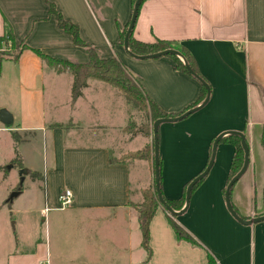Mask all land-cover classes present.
I'll list each match as a JSON object with an SVG mask.
<instances>
[{
	"label": "crops",
	"instance_id": "crops-1",
	"mask_svg": "<svg viewBox=\"0 0 264 264\" xmlns=\"http://www.w3.org/2000/svg\"><path fill=\"white\" fill-rule=\"evenodd\" d=\"M47 2L78 26L80 38L92 43L99 58H117L144 93L162 111L173 115L169 118L198 106L205 96L199 101L201 84L176 70L170 57L136 60L124 52L120 31L128 26L131 0H0V38L5 22L12 32V42L0 41V109L13 118L7 132L24 136L14 143L21 164L17 168L26 169L33 183L39 180L43 184V206L37 203L44 217L41 223L46 231L54 228L57 237L70 231L71 223H78L80 232L89 231L90 235V245L82 248L83 252L92 251L91 242L97 240L98 248L110 244L114 254L127 259L134 219L138 224L132 204H139L141 191L154 185L153 172L146 160L112 161L150 146L152 137L128 133L125 128L130 115L105 125L87 121L83 104L93 100L91 106L96 108L104 90L111 94L95 85L100 82L96 80L87 82L75 102L68 99L65 125L48 123L44 87L52 88L53 78L67 71L48 68L33 50L73 63H85L88 57L85 49L78 50L71 37L57 27L55 17L48 14ZM110 15L114 22H110ZM99 19L111 26L104 30ZM132 37L141 42L167 40L184 47L210 89L202 108L180 121L162 123L158 129L163 199H180L185 186L206 168L218 135L240 132L249 149V163L231 189L230 202L242 219L263 215L264 0H146L139 7ZM18 49L15 61L4 55ZM91 92L97 99L89 97ZM105 112L115 115L108 108ZM36 137L51 144L50 156L41 164L31 161L29 149L24 148ZM225 137L217 144L208 173L193 187L187 209L171 217L158 207L149 223L151 256L138 263L208 264L209 255L215 264H264V221L240 224L225 207L224 190L234 154L233 144ZM95 140L103 144L91 145ZM64 189L71 192L72 204L58 210L57 196ZM44 208L49 209L42 214ZM65 211L70 214L63 215ZM167 216L195 241L194 245L176 239ZM105 232L108 234L102 236ZM102 251L105 253V248ZM49 261V244L41 240L28 252L6 254L0 249V264Z\"/></svg>",
	"mask_w": 264,
	"mask_h": 264
},
{
	"label": "rangeland",
	"instance_id": "rangeland-1",
	"mask_svg": "<svg viewBox=\"0 0 264 264\" xmlns=\"http://www.w3.org/2000/svg\"><path fill=\"white\" fill-rule=\"evenodd\" d=\"M112 15H110V22H114ZM100 26L106 29L103 21L99 19ZM109 24V23H108ZM114 25V23H112ZM115 26V25H114ZM112 26V27H114ZM90 36H94L93 33ZM96 52L95 47L91 42H88ZM95 45L98 44L94 40ZM78 50L84 48L78 47ZM124 50V49H123ZM85 52V51H84ZM83 63V62H79ZM47 66V65H46ZM49 68V66H47ZM73 77L68 72H60L53 78L49 86L44 87L45 91V112L48 123L51 125L54 122L63 123L65 125L68 115L67 102L71 97V84ZM49 83V82H48ZM46 85V84H45ZM95 85H99L106 90H109L111 94H107L104 90L103 98L100 97L98 106H91V102L83 104V115L87 121L94 120L95 122L105 125L109 121H120L121 117H128L130 115L129 122L135 125V128L141 126H147L149 128V136L151 139L152 133V121L149 117H145L143 112H138L128 104L123 97L114 88L101 83L96 82ZM10 97V95H9ZM14 95L12 94V100ZM89 97L94 98L97 96L91 92ZM3 101H6V95L2 97ZM15 100L12 101L14 103ZM1 103V102H0ZM88 106V107H87ZM98 108V110H97ZM107 108L115 113L114 116L107 115ZM80 109L77 110L79 112ZM123 115V116H122ZM62 125V124H61ZM18 138L24 137L23 134L13 133ZM16 137V138H17ZM14 138L7 132V130L0 131V249L6 254L13 251H32L37 240H41L43 243L48 242L50 250V261L44 264H140L139 260L146 258L145 251L140 245V231L137 228L136 219H134V232L131 234V243L128 245L127 259L125 255H119L113 253V246L108 244H102L100 248L97 246V240L92 243V251L87 253L81 249L86 248L89 243L90 235L89 231L80 232L78 223H71L72 228L70 231L62 232L57 237L56 230L50 229V232L45 229L44 224L41 221L44 219L38 212V202H43V184L39 181L32 182L29 175H24L21 181L19 170L16 165L11 163V160L15 158L14 152ZM152 143V142H151ZM91 145H102V142L90 141ZM50 143L49 141H42L40 137L32 139L28 144L24 145V148L29 149L31 161L35 164H41L45 157L50 156ZM153 146L150 145L148 157L153 172ZM46 154V155H45ZM11 159V160H10ZM10 166V167H9ZM41 166V165H40ZM154 187V185H153ZM17 194L14 197H10L13 192ZM58 204V203H57ZM43 206V203H42ZM41 206V207H42ZM67 209V208H66ZM65 210V209H64ZM64 212L63 215L70 213ZM83 228V227H82ZM105 232L102 236L107 235ZM47 238V240H46ZM58 241V243H57ZM62 243L66 247H62ZM90 245V244H88ZM59 249H58V248ZM105 248L106 252L103 253ZM112 249V250H110ZM81 250V251H79ZM63 251V253H60ZM131 252V253H130Z\"/></svg>",
	"mask_w": 264,
	"mask_h": 264
},
{
	"label": "trees",
	"instance_id": "trees-1",
	"mask_svg": "<svg viewBox=\"0 0 264 264\" xmlns=\"http://www.w3.org/2000/svg\"><path fill=\"white\" fill-rule=\"evenodd\" d=\"M135 0H131L133 6ZM146 0H142L143 3ZM48 14L55 17L57 27L61 29L64 33L68 34L75 46L84 48L88 57L85 63H73L66 60H61L58 58L50 57L48 55L42 54L38 50H33L45 65L57 70V71H67L73 77L71 84V103L82 95V90L87 86L89 80H96L105 83L114 89H116L119 94L124 98V100L132 106L133 109L138 112H143L145 117H149L150 121L154 122L160 118L172 117V114H167L162 111L143 91L141 85L133 78V76L126 70V68L121 64V62L113 57L108 59H101L98 57L94 49L90 44L83 41L79 36V28L76 24L64 19L62 15L55 9L51 2H47ZM127 26L120 31V41L123 42L124 34L126 32ZM1 42L7 43L12 42V32L8 23H4V34L0 38ZM129 50L135 55H147L155 52H159L165 49H175L179 51L184 59L187 61L191 70L199 75L196 63L193 57L190 55L187 49L182 46L176 45L175 42L167 40L155 39L154 42H141L135 40L132 35L129 37L128 41ZM24 49V46L22 47ZM21 49L16 51L6 52L4 54L6 57L15 61L20 53ZM174 64L175 69L181 71L187 75L188 72L184 68L182 62L175 56L169 55ZM206 95L204 87L201 85V93L199 101H201ZM60 127V126H58ZM135 125L129 124L125 128L128 133L136 134L141 133L143 136H149V128L141 126L139 129L134 130ZM15 143L21 141L20 138L12 135ZM17 137V138H16ZM225 140L233 144L234 154L230 164V172L228 181L240 170L243 163V150L240 145V138L234 135H229L225 137ZM261 146L264 149V127L261 134ZM150 146L145 145L141 150L133 153H129L119 159L113 160L112 162L117 164L125 160H146L148 163ZM16 153V152H15ZM13 165L21 167L18 156L11 161ZM160 169V160H159ZM32 176H37L35 173ZM227 181V183H228ZM186 188V186H185ZM185 188L183 189V194L178 200H165V202L175 210H180L184 203ZM142 200L139 204H132V207L137 213V222L141 235L140 245L146 253V259L151 256V250L149 248V223L154 216L156 210L159 207L155 190L153 185L141 191ZM262 202L264 205V187L262 190ZM169 225L173 230L175 237L178 241H185L192 245L195 241L180 227L178 226L169 216H167ZM208 264H215L212 257L208 255Z\"/></svg>",
	"mask_w": 264,
	"mask_h": 264
},
{
	"label": "water",
	"instance_id": "water-1",
	"mask_svg": "<svg viewBox=\"0 0 264 264\" xmlns=\"http://www.w3.org/2000/svg\"><path fill=\"white\" fill-rule=\"evenodd\" d=\"M141 1L142 0H135L133 3L130 20H129L126 32L124 34L123 42H122L124 52L128 56H130L131 58L136 59V60L158 59V58L169 56V55L175 56L182 62V64L184 65V68L187 70L188 74L192 78L197 80L204 87V89L206 91L205 98L203 99V101L198 106H195L191 109L186 110L184 113L180 114L177 117L160 118V119L155 120L152 123L151 133H152V146H153V148H152V150H153V183H154V190H155V194H156V198H157L159 206L165 211V213L167 215H169L171 217H177V216L181 215L187 209V207L189 205V199H190V195H191V191H192L193 187L206 176L209 169L211 168V166L213 164L214 154H215V150H216L218 142L224 136L234 135V136H237L240 138V145H241V148L243 150V163H242L240 170L228 181V183L225 187L224 203H225L226 210L228 211L230 216L236 222L243 224V225H251V224H256V223L264 221V214L250 218L248 220L242 219L234 211V209L231 205V202H230L231 189H232L233 185L239 180V178L245 173L247 166H248V163H249V149H248V146H247V143L245 140V136L240 132H233V131L224 132V133H221L220 135H218L214 139L213 144H212V148H211V155H210L209 162H208L206 168L203 170V172H201L199 175H197L195 178H193L188 183V185L186 186L185 195H184V205L179 211L173 210L163 199L162 194H161V189H160L158 129L162 123H174V122L180 121V120L186 118L187 116L191 115L192 113L198 111L200 108H202L207 103V101L209 99L210 89H209V86L207 85V83L200 76H198L197 74H195L191 70L190 66L188 65L187 61L184 59L182 54L175 49H165V50L155 52L152 54H147V55H135L129 50L128 41H129V37L132 35V32H133L134 24H135V21L137 18L139 7L141 5ZM12 122H13V118H12L11 114L8 111H6L5 109H0V123L3 125L5 130L11 129ZM26 173H27V170L24 168H21L19 170V175L21 176V181L23 180L22 178L24 175H26ZM16 194H17V191L13 192L10 197H14Z\"/></svg>",
	"mask_w": 264,
	"mask_h": 264
},
{
	"label": "built area",
	"instance_id": "built-area-1",
	"mask_svg": "<svg viewBox=\"0 0 264 264\" xmlns=\"http://www.w3.org/2000/svg\"><path fill=\"white\" fill-rule=\"evenodd\" d=\"M72 198H73L72 194L69 190L67 189L62 190L57 196L58 206L56 209L64 210L68 208L69 206H71ZM48 209L49 208H44V210H42V214H45L48 211Z\"/></svg>",
	"mask_w": 264,
	"mask_h": 264
}]
</instances>
